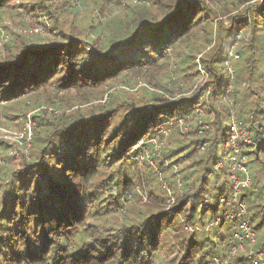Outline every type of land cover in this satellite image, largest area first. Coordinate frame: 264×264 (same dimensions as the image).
<instances>
[{
	"label": "trees",
	"instance_id": "obj_1",
	"mask_svg": "<svg viewBox=\"0 0 264 264\" xmlns=\"http://www.w3.org/2000/svg\"><path fill=\"white\" fill-rule=\"evenodd\" d=\"M131 1L0 0L5 30L45 33L0 48V125L35 124L29 147L0 139V264H253L224 218L232 120L264 251V0Z\"/></svg>",
	"mask_w": 264,
	"mask_h": 264
},
{
	"label": "built area",
	"instance_id": "obj_2",
	"mask_svg": "<svg viewBox=\"0 0 264 264\" xmlns=\"http://www.w3.org/2000/svg\"><path fill=\"white\" fill-rule=\"evenodd\" d=\"M132 3H143V0H132ZM125 8V4L123 9ZM18 32V31H16ZM19 32L22 33H35L39 32L44 34V30L41 28L39 24L35 27H27L26 29L19 28ZM13 34V33H12ZM10 34V36H12ZM7 37V39L10 38ZM229 72L232 75L234 74V69L231 65H228ZM231 86L228 87L230 89ZM227 89V91H228ZM188 119L180 118L178 121L179 125L188 123ZM172 125V123H171ZM207 127L205 125L202 126V130L200 133L205 134ZM230 144L232 153L229 158V166L231 170V181H232V190L229 196H226L222 199L224 204L228 207L237 206V210H231L229 208L224 212V218L233 221L237 224V230L234 232V236L231 243V255H235L239 250H245L248 248L249 254L248 257L251 259L253 264H264V251H257L255 249L257 242V235L255 231L251 228L249 223L244 219V216L247 214V206L245 202L240 201V195L243 193V186L250 187L251 174L248 163V158L243 155V149L241 143L245 145H254V141L252 139V132L241 122L237 120H232L230 125ZM29 130L25 134H28V142L31 140L32 136V126L29 124ZM160 134L167 135L169 129L165 127H161L159 129ZM149 142L156 147V150H162L165 142L164 140H160L159 136L152 137L149 139ZM30 145V143H28ZM146 157L150 158V152L146 151ZM141 159H144V155H140ZM151 160V158H150ZM218 167H222V163H218ZM234 242V243H233Z\"/></svg>",
	"mask_w": 264,
	"mask_h": 264
},
{
	"label": "rangeland",
	"instance_id": "obj_3",
	"mask_svg": "<svg viewBox=\"0 0 264 264\" xmlns=\"http://www.w3.org/2000/svg\"><path fill=\"white\" fill-rule=\"evenodd\" d=\"M87 9H85L84 7H80V11H82V12H84V11H86ZM238 13H240L239 11H234V12H232L230 15H228V16H222V17H220V19H221V21H223V23L225 24V25H228V23L229 22H231V19H232V16L233 15H236V14H238ZM96 14V15H95ZM94 14V17L96 16L97 17V12ZM93 16V15H92ZM102 21H104V20H102ZM4 23H6V24H8L9 25V22L8 21H5V22H3L2 20H0V48L1 47H3L4 45H6V43L10 40V38L9 39H7V37H9L10 36V34H12V32H13V34L16 32V31H18L19 32V28H16V27H14V26H12L14 29H11V30H5V28H4ZM81 23V25H83V23L82 22H80ZM37 25V23H35V22H33V23H30V24H28V26H26L24 29H26L27 27H29V26H33V27H35ZM40 25V24H39ZM41 26V25H40ZM42 28V27H41ZM9 34V35H8ZM13 34H12V36H13ZM27 34H31V33H27ZM45 34V33H44ZM135 81V80H134ZM122 85V84H121ZM130 90V92L132 93V92H134L135 90L134 89H129ZM39 109H46L49 113H51V112H55V114H60V109H56V108H51V107H46V106H43V107H41V108H39ZM38 109V110H39ZM30 115H31V113H29V117H27V124H26V127L24 128V130L23 131H20V130H18V129H14V127L12 126V125H0V139H5V140H12V141H14V142H18V143H21L22 145H24V146H26L27 145V143L26 142H24L23 140H24V138H25V135L26 136H28V134H25L27 131H30L29 130V124H31V126H32V128L34 127V123H33V121L31 120V118H30ZM183 126H185V124H182L181 125V128H184ZM188 130H189V127H188V125L184 128V132H188ZM181 131V130H180ZM182 131V133H184ZM32 134H33V132H32ZM198 135H202V134H200L199 132H198ZM28 147H29V145H27ZM14 147H16V145L14 146ZM202 148H204V147H202ZM163 150H159V152H162ZM26 152H27V154L29 153V150L27 149L26 150ZM16 155H18L19 156V153L18 152H16L15 153ZM3 160V159H2ZM0 161V166L2 165V166H4L3 165V161ZM150 165H151V167H152V169L153 168H156V163H155V161L154 160H150ZM176 171H178L177 169H176V167H174L173 169H172V172L173 173H175ZM157 175H159V180L158 181H162V183H163V188L166 190V191H168L169 192V194H170V204H173L174 203V200H175V198H174V196L172 195V187L168 184V181L165 179H163V176L164 175H162V173L157 169V171L155 172V176L157 177ZM170 176H171V172H170ZM180 177L181 176H176L175 177V179L176 178H178V185H180V183H181V181H180ZM160 181V182H161ZM250 186H251V181H250ZM137 190L139 191V193H140V198L142 199V201L143 202H145L146 200H147V195H146V193L140 188V187H138L137 188ZM197 224V223H196ZM239 251H246V252H248V248H245V250H239ZM245 252V253H246ZM249 254V253H248ZM249 258V257H248ZM251 260V259H250Z\"/></svg>",
	"mask_w": 264,
	"mask_h": 264
}]
</instances>
